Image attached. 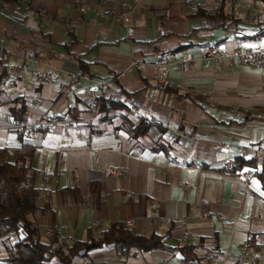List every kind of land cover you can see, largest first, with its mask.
Listing matches in <instances>:
<instances>
[{
    "label": "crops",
    "instance_id": "crops-1",
    "mask_svg": "<svg viewBox=\"0 0 264 264\" xmlns=\"http://www.w3.org/2000/svg\"><path fill=\"white\" fill-rule=\"evenodd\" d=\"M17 1H0V153L13 164L21 146L32 149L37 211L27 219L40 241L52 224L70 244L117 222L168 250H93L77 264H264L253 176L264 157L251 155L264 148V60L205 59L208 47L264 48V37L251 39L264 28L261 0H139L126 27L116 18L132 0ZM182 57L190 70L168 62ZM71 77L76 99L58 89ZM97 82L88 110L83 91ZM97 100L122 109L95 114ZM139 118L150 129L130 139ZM237 157L255 167L228 175ZM14 236L0 240V264Z\"/></svg>",
    "mask_w": 264,
    "mask_h": 264
},
{
    "label": "trees",
    "instance_id": "trees-1",
    "mask_svg": "<svg viewBox=\"0 0 264 264\" xmlns=\"http://www.w3.org/2000/svg\"><path fill=\"white\" fill-rule=\"evenodd\" d=\"M3 3L18 2L17 0H0ZM263 17L260 26L264 27V0ZM264 37V28L251 39ZM82 71L85 67L80 65ZM3 81L0 76V83ZM14 102H21L15 100ZM101 109L121 110L118 103L97 100L94 108L95 114ZM22 112V104L19 110L12 112V117ZM19 121V118H15ZM150 124L143 118H139L135 127L128 126L126 134L130 139H138L147 135ZM166 150V149H162ZM13 164L4 161V153H0V240L8 234L18 235L17 239L5 246V261L9 264H77L84 260L87 254L93 250H110L126 255L130 251L139 253L154 250H168L162 238L156 235L134 236L120 223L112 222L108 227L97 234L87 231L83 242L73 241L65 244L61 241L57 229L52 224L48 231L49 236L45 242L40 241L39 229L27 219L37 211V191L34 188L35 173L31 169L32 149L29 146H21L14 153ZM253 160H245L241 157L234 158L228 175H238L244 168H254ZM253 176L259 182L264 194V166ZM247 246L253 251L257 248L251 244V238Z\"/></svg>",
    "mask_w": 264,
    "mask_h": 264
},
{
    "label": "built area",
    "instance_id": "built-area-1",
    "mask_svg": "<svg viewBox=\"0 0 264 264\" xmlns=\"http://www.w3.org/2000/svg\"><path fill=\"white\" fill-rule=\"evenodd\" d=\"M139 5V0H132V7L129 11H126L119 15L116 19L122 24V26L126 27L130 23V13L135 11ZM7 55L0 49V60L5 61ZM205 59L213 62L219 63L221 61H226L228 64L239 63L241 65H258L264 60V48L262 49H235L231 54L226 55L222 52H218L213 48L205 49ZM171 66H173L177 70H190L193 66V61L189 58L182 57L179 60H169L168 61ZM37 81L41 82H50V79L47 75H37ZM75 83V78L71 77L67 83L61 84L58 86L59 92L63 95H68L74 99L78 98V92L73 87ZM104 83L97 82L93 86V89H85L83 92L85 106L88 110H92L91 102L95 99L96 94L95 90L103 87ZM60 119L51 120L50 124H60ZM42 125H37L40 128ZM19 128V126H15L14 129ZM22 128V127H21ZM252 158L258 159L264 157V148L261 146L256 147L251 151ZM135 202V199H134ZM128 225V224H127ZM244 252V250H243ZM246 256V255H245Z\"/></svg>",
    "mask_w": 264,
    "mask_h": 264
},
{
    "label": "rangeland",
    "instance_id": "rangeland-1",
    "mask_svg": "<svg viewBox=\"0 0 264 264\" xmlns=\"http://www.w3.org/2000/svg\"><path fill=\"white\" fill-rule=\"evenodd\" d=\"M9 235H11L12 237H15L14 234H12V233H11V234H8V236H9ZM8 236H7V237H8ZM53 263H54V261H53Z\"/></svg>",
    "mask_w": 264,
    "mask_h": 264
}]
</instances>
